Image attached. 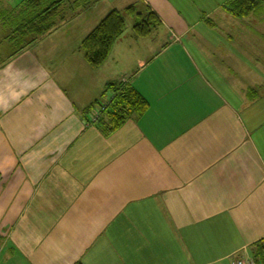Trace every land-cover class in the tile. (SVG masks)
I'll use <instances>...</instances> for the list:
<instances>
[{
  "label": "crops",
  "instance_id": "obj_1",
  "mask_svg": "<svg viewBox=\"0 0 264 264\" xmlns=\"http://www.w3.org/2000/svg\"><path fill=\"white\" fill-rule=\"evenodd\" d=\"M142 1L164 34L138 38L134 26L127 29L98 69L81 44L110 12L121 11L104 0H92L76 17L64 11L54 32L0 67L7 260H260L264 31L240 32V22L256 27L263 16L235 18L224 9L230 0L215 8ZM8 2L5 9L15 7ZM126 80L150 109L107 135L88 123L90 115L109 101V84Z\"/></svg>",
  "mask_w": 264,
  "mask_h": 264
},
{
  "label": "trees",
  "instance_id": "obj_2",
  "mask_svg": "<svg viewBox=\"0 0 264 264\" xmlns=\"http://www.w3.org/2000/svg\"><path fill=\"white\" fill-rule=\"evenodd\" d=\"M92 3V0H23L12 9H5L0 5L2 31L7 35L5 39L13 49L7 61L54 32L59 26V21L66 19L64 11L68 10L73 13V17H76ZM224 9L239 19L253 14L263 16L264 0H230L224 5ZM126 15L137 16L133 30L138 38H147L162 24L160 17L150 9L146 16L137 13L135 5L129 6L124 12L113 10L81 44L85 59L92 68L98 69L109 60L117 40L126 31ZM106 94L110 99L100 105L105 108L95 124L107 135L119 130L132 118L143 117L150 109L149 102L127 80L109 84ZM256 247V258L264 259V240Z\"/></svg>",
  "mask_w": 264,
  "mask_h": 264
},
{
  "label": "rangeland",
  "instance_id": "obj_3",
  "mask_svg": "<svg viewBox=\"0 0 264 264\" xmlns=\"http://www.w3.org/2000/svg\"><path fill=\"white\" fill-rule=\"evenodd\" d=\"M3 1V2H2ZM23 0H9V4L10 6H15L20 4ZM173 5H188L189 8H192L194 7L195 5H207L208 8H215L214 5H220L221 3H223L225 0H169ZM0 5H4V3L6 2V0H0ZM102 5H110V6H115L116 8H121V12H124V6L125 5H128V6H131V5H135L136 9H137V13H142L144 16H146L147 12H148V8H147V5H145V3L142 1V0H104V4ZM212 7H209L211 6ZM181 12H184L183 10ZM195 14L194 12L190 11L189 12V16L188 19L189 20H193ZM184 17H186L184 15ZM186 17V18H187ZM219 17V16H218ZM262 17V16H261ZM126 18V23H127V27H126V30L127 29H130L132 28L135 24V22L137 21V16L135 17H131V16H128L126 15L125 16ZM187 19V20H188ZM263 19H264V15H263ZM264 22V21H263ZM261 21L260 22H256V27L255 25H251V24H248V22H244L241 21L240 23V32H244L247 29H249L250 31H253L255 29V34L258 35H262L261 33V30H258L257 27H260L263 29L264 31V23ZM260 24V26H259ZM159 34H164L163 32V29L157 27L156 29L153 30L154 33H157ZM215 33H220L218 31H214ZM254 34V35H255ZM6 34L2 31V25H1V20H0V67L3 66V64L7 61L8 57L12 54L13 52V49L10 45V43L8 42V40H6ZM263 44V42H262ZM6 238L5 237V234H2L0 233V264H20V261L16 258H11V259H8L10 256H11V251L9 249H5L4 251L3 250V247H4V244H5V241H6ZM8 240V238H7ZM262 261H264V259H261Z\"/></svg>",
  "mask_w": 264,
  "mask_h": 264
},
{
  "label": "built area",
  "instance_id": "obj_4",
  "mask_svg": "<svg viewBox=\"0 0 264 264\" xmlns=\"http://www.w3.org/2000/svg\"><path fill=\"white\" fill-rule=\"evenodd\" d=\"M105 107H99L97 108L93 113H91L89 118V124H95L98 122V120L101 118L102 113L104 111ZM234 264H264V261L262 260H256L254 258H245V259H238L234 262Z\"/></svg>",
  "mask_w": 264,
  "mask_h": 264
}]
</instances>
